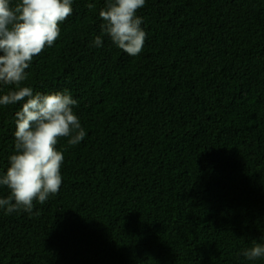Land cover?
<instances>
[{"label": "trees", "instance_id": "16d2710c", "mask_svg": "<svg viewBox=\"0 0 264 264\" xmlns=\"http://www.w3.org/2000/svg\"><path fill=\"white\" fill-rule=\"evenodd\" d=\"M104 6L72 0L26 69L34 94L78 101L86 135L58 140L57 194L0 209V264H264L243 255L264 244V0H145L136 56L92 46ZM20 107L0 106V174Z\"/></svg>", "mask_w": 264, "mask_h": 264}, {"label": "clouds", "instance_id": "9594fccd", "mask_svg": "<svg viewBox=\"0 0 264 264\" xmlns=\"http://www.w3.org/2000/svg\"><path fill=\"white\" fill-rule=\"evenodd\" d=\"M144 5L145 0H105L99 10L101 34L92 46L100 47L102 36L107 35L125 53L138 55L146 32L137 11ZM72 12V0H19L14 6L10 0H0V84L13 86L0 94V106L21 103L15 112L14 151L6 172L0 174V186L8 190L0 197V209L8 214L31 213L34 201L43 204L59 192L64 155L56 147L58 140L68 138V146H75L86 135L73 111L78 101L71 94H34L32 87L22 86L33 58L54 45L61 23ZM243 255L249 261L264 257V244L253 242Z\"/></svg>", "mask_w": 264, "mask_h": 264}]
</instances>
